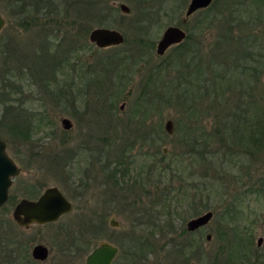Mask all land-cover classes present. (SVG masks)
Returning a JSON list of instances; mask_svg holds the SVG:
<instances>
[{"label":"rangeland","instance_id":"374dc122","mask_svg":"<svg viewBox=\"0 0 264 264\" xmlns=\"http://www.w3.org/2000/svg\"><path fill=\"white\" fill-rule=\"evenodd\" d=\"M98 1L116 9L108 17L110 25H94L85 32L87 24L79 19L73 21L71 27L67 26L71 38L65 39L60 69L54 68L52 60L45 80L41 81L42 77L37 82L29 80V71L25 72L24 91L15 99L24 102L21 120L30 116V135H26L27 129L12 135L6 127H0L7 154L21 169L9 188L12 202L0 208V264H84L87 253L101 241L119 249L112 264H175L185 256L188 264H207V255L218 253L216 248L224 243L225 233L230 234L231 242H235L236 235L241 236L254 256L263 257L264 149L246 152L244 141L243 145L232 143V136L226 133L225 144L230 147L208 138L205 158L190 153L202 141L203 129L218 124L219 110L232 107L235 98L238 100L241 85H252L250 96L257 95L258 117L264 119V0H212L185 24L181 22L190 0ZM119 3H125L129 13L121 12ZM7 4L0 2L5 18L0 32L1 71L5 64L10 69L22 61L11 56V48L17 46L28 52L31 41L38 44L40 37L38 31L25 29L22 15L13 14ZM72 16L71 13L70 19ZM134 22L138 23L135 30ZM170 25L188 31V42L157 56L156 43ZM96 27L120 31L124 42L107 48L95 46L88 34ZM62 33L51 34V51L59 44ZM247 38L250 40L245 42ZM220 40V55L213 65L216 72H211L210 78L208 73L200 74L191 86L193 94L183 96L184 87L178 89V83L187 69L179 61L184 58L181 50L192 45L197 49L194 56L206 59L209 54L211 60ZM171 60L176 63L166 72V79L162 74L157 82L158 73H152ZM242 62H250L246 72L236 69ZM202 76L206 77L204 81ZM217 76L224 78L221 98L216 97L220 90L210 88L209 79L212 82ZM9 116L5 117L7 122ZM62 118L71 120V130H63ZM166 119L174 122L173 134L164 130ZM89 132L93 137L87 142L84 137ZM87 143L93 153L101 152L97 160L95 154L92 156L97 187L91 178L84 198H68L72 209L53 223L26 228L17 225L12 211L18 199H35L50 186L60 190L68 187L63 170L61 175L60 169L52 166V153L74 146L86 148ZM81 152L73 166L81 168V163L91 161L88 151ZM123 153L129 154L126 191L107 200L103 197L110 190V182L102 183L101 176L106 172L101 173L100 164L109 162L113 169ZM80 175L77 170L76 176ZM207 210L213 212V217L200 235L182 232L187 220ZM94 214L96 223L103 227L93 235L92 226L89 228L94 225ZM111 217L119 221L118 227L108 224ZM167 224L170 227L166 228ZM207 233L212 236L210 241L205 239ZM259 237L262 244L257 246ZM184 240L199 245L201 256L190 255L189 250L179 255L176 248ZM40 243L49 249L48 257L42 261L31 255L32 247ZM11 247L15 248V257L9 259ZM129 248L132 251L128 252ZM22 251H27L29 258H21ZM229 255L230 251H224L219 259H228ZM231 258L236 264H251L240 259L237 249ZM251 261L258 264L253 257Z\"/></svg>","mask_w":264,"mask_h":264},{"label":"trees","instance_id":"16d2710c","mask_svg":"<svg viewBox=\"0 0 264 264\" xmlns=\"http://www.w3.org/2000/svg\"><path fill=\"white\" fill-rule=\"evenodd\" d=\"M0 2L8 3L7 5L10 6L13 14L19 16L22 15L20 16L21 22L27 30L29 29V26L31 27V17L37 14L36 19H38L39 14L42 15L46 19L45 24L48 25L50 23V26L52 25L54 26L53 28L56 29L55 32H53L54 35L59 36V32H63L59 41L61 46L57 44L55 48V50L62 52L63 48L66 46L65 39L71 38L70 34L68 33L69 30L67 29V26L69 25L71 27L72 24H74L73 21L77 22L79 19L81 20V22L87 24L85 26L86 29L84 30L86 32L94 25H110L108 17L111 16L112 13L116 10L113 6H110L109 4L106 5L104 2H99L98 0H0ZM42 4L46 5L45 10H41V8L43 7H41L40 5ZM22 10L24 11V13L20 12ZM71 13L73 15L72 19H70ZM137 24V22L133 23V30L137 29ZM50 26V30L48 33L41 32L42 35L38 38V44H35L33 40L31 41V48L28 49V52H26V49H18L17 46L11 48V56L18 61H22L18 65L16 64L14 65V67H10V69L4 61L5 68L2 71L0 70V127H6L7 132L12 135H16L18 132H21L19 134H23L27 129L26 119H18L21 114V111L23 112L24 110V102H21L19 100L18 103L15 104V97L18 93L24 91V75L27 71V65L29 64L28 61L30 60V57H32V59H36L35 61L38 62L39 72H42L44 70L47 71V66L50 67L51 65V59L47 57V50H52L51 43L49 44L48 42L50 41V36L52 34ZM63 27L66 29H61ZM79 27H82V25ZM27 30H24V32H26ZM189 37L190 35L187 36L186 40L182 45L188 42ZM248 40L250 39L247 38L245 42H248ZM221 42V40L218 41V46H216L214 54L212 53V59L210 60V55L208 54L204 62H202V60L195 59L196 56H194L193 54L197 51V49H193L192 45L185 46L181 50L182 55L185 58L180 59L183 61V64L181 65H184L189 71L192 70L190 74L192 76H197L204 71L203 74L208 73L210 78V73L216 72V67H213V65H216V58H218V56L220 55L219 50ZM33 44L34 47H32ZM33 50L35 51V54L30 55L31 51ZM24 52L25 55H22V53ZM26 54L28 56H26ZM246 57L247 56H244L243 59L245 60ZM25 61H27L26 65L22 66ZM43 62L44 65H42ZM174 64L175 63H172L171 67H173ZM249 64L250 62H242L240 66L236 69H241L242 72H246L250 69V66L248 67ZM223 80V77L218 76L213 79L212 82L211 79H209L210 88L212 89L213 87V89L220 90L219 95L216 94V97L221 98V96L223 95ZM169 83H171V81H169ZM238 92V100L235 98L232 107H222L219 110V112L216 114L218 124L210 128L209 130L204 128L201 134V139H203L206 134L208 138H216L221 142V144L230 147V145L225 144V140L227 138V135L229 134V136H232L233 138L229 139L232 143L243 145L242 142L244 141V144H246V147H244L245 151L250 152L253 150H262L264 149V119L262 121L258 117V108L260 107V103L257 102V95H254L256 98L250 96L252 92V85L249 83H247V86H239ZM7 116H9L10 120H8V122L5 120V117L7 118ZM223 125L226 127H223ZM206 131H208V133ZM231 145L235 146L234 144ZM197 151L199 152L200 150H194V153H196ZM10 202H12L11 198L8 199L7 203ZM4 206H2L1 208H3ZM87 226L89 225L86 224L85 227ZM91 226L92 225H90L89 230L91 229ZM101 227H97V232L101 229ZM1 244L5 243L2 242ZM8 249L9 250L7 253H10L9 259L15 257V248L11 247V249ZM25 257H28V252L22 251L21 258Z\"/></svg>","mask_w":264,"mask_h":264},{"label":"flooded vegetation","instance_id":"af4514ba","mask_svg":"<svg viewBox=\"0 0 264 264\" xmlns=\"http://www.w3.org/2000/svg\"><path fill=\"white\" fill-rule=\"evenodd\" d=\"M40 6L43 7V8H41V10H45V6H46L45 4H42ZM193 14L194 13H192L189 17H191ZM36 15H34V16L31 17V27L29 26V30L31 32L38 31V34H40V36L42 35L41 32L48 33L49 30H50V28H49V25H46L45 24L46 23V19L42 15H40V14H39V18L36 19ZM188 18H185V20H184V18H182V22L181 23L185 24L187 22V19ZM170 26H172V25H170ZM173 26H176V25H173ZM51 28H52L51 31H52V36H53L54 35L53 32H55L56 29L53 28V27H51ZM183 31L186 34V36L183 39V41L180 42V43H178V44L171 45L170 47H173L176 50V48L180 47V45H182L184 43V41L186 40L187 36L190 35V34L188 33V31L186 32L184 29H183ZM56 33H57V31H56ZM48 42L50 44V41H48ZM59 45H60V43H59ZM56 46H57V44L54 47L56 48ZM32 47H34V44L32 45ZM111 47H114V46H111ZM170 47H168L166 49V51ZM55 48H54L53 51H47V57L50 58L51 61L52 60L55 61V64L53 65L54 68L57 67L58 69H60V67H61V64L60 63L62 61V58H61L62 56L61 55L63 54V52L62 51L55 50ZM60 49H61V47H60ZM165 52H164V54H165ZM33 54H35V51L34 50L31 51V54L30 55H33ZM163 55H157V56H163ZM207 56H206V58H207ZM182 59H185V58H182ZM195 59L196 60H202V62H204L206 60V59H203V58L198 57V56H196ZM35 60L36 59H32V57H30V60L28 61L29 64L27 65V67H28L27 70L29 71V80L34 81V82H37L39 78H42L43 77L41 79V81H44L45 78H46V76L48 75L47 72H48V70H50V67L47 66V71L44 70L42 72H39V70H38V62H36ZM179 61H180V59H179ZM174 63H176V62H174ZM171 64H172V60L169 61V63H167L166 66H164L162 68L160 67L159 69H157L155 72L152 73V74H155V75H156V73H158L157 82L158 81L159 82L161 81L162 74H164V79H166V77H165L166 76V72L171 67ZM42 65H44V62H43ZM191 71L192 70L189 71L187 69V71L185 72V76H183L182 82L178 83V89H180L183 86L184 88L182 89V93L184 91H186V92L183 93V96H187L189 94H193V91L191 89V86L194 84L195 80H197L199 78L200 74L201 75H205V74H203V72H204L203 71V72H201L197 76H194V75L192 76V75H190L191 74ZM205 78H204V76H202L201 80L204 81ZM41 83H43L42 86H46L44 82H41ZM170 84H172V82ZM26 85H28V84H26ZM23 87H24V85H23ZM15 100H16L15 102L18 103L19 100H17V99H15ZM23 118L24 119H28V124H27V130L29 132V133H27V136H28L32 132L31 125H30V122H31L30 121V116H26V117H23ZM18 119H21V118L18 117ZM66 119H68V118H66ZM69 122H70V127L69 128H64L63 125L61 124L63 130L69 131V130L72 129L73 124H72L71 120H69ZM173 128H174V122H173ZM173 132H174V129H173ZM206 132L208 133V131H206ZM95 136H96V134L94 135V137ZM92 137H93L92 136V132H89V133L86 134V137H84V139H85V141L89 142ZM105 137L106 136H104V138ZM88 145H89V143L86 144V148L85 147L83 148V147L74 146L73 148H67V149L66 148H63L61 150L59 149L58 151L52 153L53 154V159H52V162L53 163H52V166L53 165L54 166H57L60 169V171H59L60 174L62 175V173H63V178H66L68 180L69 184H68V187L65 190H60L56 186H50V187H56L58 189V191L61 193V195L70 203L71 209H72V204H71V202H70V200L68 198H84L83 195L86 194V193H88L89 190H90L89 189V186H90L91 178L94 179V188H95V186L97 187V179H96V176H97V172L96 171L97 170H92V168H94V166L96 165V162H95L94 158H96V160H97L98 157H99L98 155L101 154V152H94L93 153V149L92 148H89ZM207 147H208V137L205 134L204 139H202V141L200 143H196L194 149L191 150L190 155H195L196 157H200L201 159L202 158H205V156H204L205 155L204 149L207 148ZM82 149H85L86 151H88V153H86V154L87 155H90L89 159H91V161L84 162V164L78 163V164L81 165V168H79V165L73 166V164L75 162H77L78 157L82 154V152H81ZM201 149H203V151ZM194 150H200V151L199 152L197 151L196 153H194ZM250 153H252V152L250 151ZM93 154H95L94 158L92 157ZM127 155L129 156V154L123 153L119 157L118 161L117 162H114V166L112 167L113 169H111L109 167V165H110L109 162H104V163L100 164V171H101V173H103L102 171H105L106 172L105 175L101 176V177L104 178L102 180V183L105 184V185H107V183L110 182V185L107 186V189H110V190L107 193H105V195H104L103 198H106L107 200H109V198H113V197L120 196V191L121 190H122V194L121 195H123L124 191H126V184H124V182L129 177V166H128V163L126 161V159L128 157ZM70 165H71V167H69ZM17 168L19 169V173L17 175H15L14 177H12L11 185L13 183L14 178H16L21 173V169L18 166H17ZM62 170H63V172L61 173ZM77 170H80V172H81V175L80 176H76ZM93 171H95V174L94 175L92 174ZM137 182H138V180L135 179V183H137ZM70 183H72V184H70ZM119 185H121L122 188L121 187L120 188L119 187H114V186H119ZM29 188H31V187H29ZM43 190H42V192H43ZM25 193H27V192L25 191ZM27 194H29V193H27ZM40 194L36 198H38L40 196ZM7 198H11L9 196V189H8ZM22 198H26V197H22ZM207 211H211V210H207ZM207 211H205V212H207ZM205 212H203V213H201L199 215H196V216L190 218L189 220H191L193 218H196V217L204 214ZM226 214H229V212H225V215ZM96 216L97 215H95V214L93 216H91L92 217V220L91 221H93L91 224L94 223V225H92V228H93V233L92 234L93 235L94 234H97V227L98 226H100V227L102 226L103 227L102 224H99L98 222L96 223V221H97V217ZM212 217H213V212H212ZM212 217H211V219H212ZM189 220H187V222L185 224V228L182 230L183 233H190V234H199L200 233L201 234L203 232V229L202 228L203 227L204 228L207 227L208 224H209V222H210V220H209L207 223L203 224L202 226L198 227L197 229H195V230H189L187 228V223H188ZM51 223H53V222H51ZM47 224H49V223H47ZM108 224H109V221H108ZM37 225H39V224H37ZM102 227H101V229H102ZM168 227H170V224H167L166 228H168ZM207 235L210 236L209 239H207ZM211 238H212L211 234L207 233L205 235L206 241H210ZM259 238H261V237H259ZM259 238L257 239V246H260L262 244V241H261L260 244L258 243ZM234 239H235V242H231L232 238H231L230 234L225 233L223 235V238H222V240H225L224 243H221L216 248L217 251H218V253L214 254L212 257L210 255H207V264H236V261H233L234 258L233 259L231 258L232 255H234V250H236V249H237V253H238L240 259H244V263H246V261L248 260L249 263L253 264V262L251 261V258L253 257L254 260L257 261L258 264H264V255H262L263 257L254 256L255 254L253 252H250V249L248 248L247 243L244 244V242L242 241L241 236H237L236 235V237H234ZM261 240H262V238H261ZM193 246H194L193 241L184 240L183 242H181L180 244H178V246L176 248V251H177V253L179 255H185V251L186 250H189L188 253L190 255H198V256H201L202 252H201V250L199 248V245L194 246V248H193L194 250L192 249ZM47 249H48V247H47ZM190 250H193V251H190ZM118 251H119V249H118ZM129 251H132L131 248H129L128 252ZM224 251H230V253L232 255H229L228 256V259L226 258V259H223L221 261L219 259V257H222L223 258ZM48 255H49V249H48ZM131 264H133V263L131 262ZM175 264H188L187 256H185V259H183V260L182 259L178 260Z\"/></svg>","mask_w":264,"mask_h":264},{"label":"water","instance_id":"95a60500","mask_svg":"<svg viewBox=\"0 0 264 264\" xmlns=\"http://www.w3.org/2000/svg\"><path fill=\"white\" fill-rule=\"evenodd\" d=\"M212 0H190L186 10L185 18H188L198 9H204L210 5ZM118 8L121 12L129 13V7L125 3H119ZM5 25V18L0 12V32ZM264 33V30H263ZM186 34L178 26H168L162 32L156 43L155 52L157 55H163L168 47L183 41ZM88 40L99 48L117 46L123 43V34L116 30L106 27H96L90 30ZM123 105H121L122 108ZM64 128L70 127V122L66 118L61 119ZM164 129L168 134L173 133V121L167 119ZM19 173L12 158L6 152V143L0 138V207L7 201L8 188L11 185L12 177ZM71 209L70 203L61 195L56 187H47L36 199L21 198L14 205L12 218L15 223L21 227H29L33 224H46L57 220L61 215ZM212 217V211L188 221L187 228L195 230L207 223ZM109 225L118 227L119 222L114 218L109 219ZM210 236L207 235V239ZM259 238L258 243H261ZM118 252V248L109 242H100L94 247L85 258L84 264H111ZM31 255L34 259L45 260L48 257V249L44 244H35L32 247Z\"/></svg>","mask_w":264,"mask_h":264}]
</instances>
